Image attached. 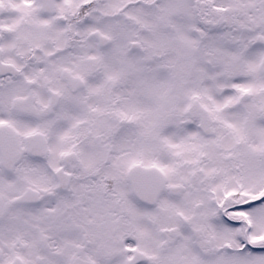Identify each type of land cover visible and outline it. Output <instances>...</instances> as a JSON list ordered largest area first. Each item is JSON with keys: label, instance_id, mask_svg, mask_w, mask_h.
Listing matches in <instances>:
<instances>
[{"label": "snow or ice", "instance_id": "6c2138e0", "mask_svg": "<svg viewBox=\"0 0 264 264\" xmlns=\"http://www.w3.org/2000/svg\"><path fill=\"white\" fill-rule=\"evenodd\" d=\"M0 264H264V0H0Z\"/></svg>", "mask_w": 264, "mask_h": 264}]
</instances>
